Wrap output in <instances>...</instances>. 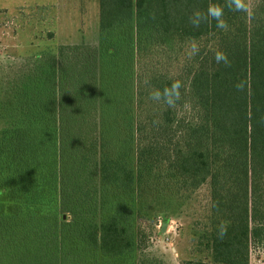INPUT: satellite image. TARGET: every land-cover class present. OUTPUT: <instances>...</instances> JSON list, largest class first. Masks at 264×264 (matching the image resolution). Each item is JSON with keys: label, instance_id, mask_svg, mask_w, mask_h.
Wrapping results in <instances>:
<instances>
[{"label": "trees", "instance_id": "16d2710c", "mask_svg": "<svg viewBox=\"0 0 264 264\" xmlns=\"http://www.w3.org/2000/svg\"><path fill=\"white\" fill-rule=\"evenodd\" d=\"M210 4L224 8L227 31L211 19L190 23ZM245 4L98 0L97 54L80 66L84 46H59L58 67L33 80L29 95L40 100L15 86L16 114L0 130V187L16 202L52 187L59 209L26 219L19 202L0 216V264H155L140 256L148 241L133 196L155 166L186 186L210 183L225 224L202 233L198 248L217 264H248L250 248L264 246V0ZM217 50L229 66L215 62ZM175 80L174 106L150 99Z\"/></svg>", "mask_w": 264, "mask_h": 264}, {"label": "rangeland", "instance_id": "374dc122", "mask_svg": "<svg viewBox=\"0 0 264 264\" xmlns=\"http://www.w3.org/2000/svg\"><path fill=\"white\" fill-rule=\"evenodd\" d=\"M244 2L250 6L253 0ZM124 34L134 50V25L127 26ZM61 45L84 46L78 55L83 56L80 66L86 64L87 56L97 54L98 0H0V130L16 114L11 108L19 97L16 85H27V95L41 99L38 94L29 95L35 93L31 92L35 87L33 80L46 74L42 68L49 72L46 64L58 67L54 56ZM142 56L148 66L157 61L154 55ZM164 63L169 74L179 73L174 62ZM141 182L133 190L135 224L144 230L148 241L141 258L155 264H181L199 259L217 264L208 251L198 248L202 233L225 224L213 211L210 183L186 186L158 166L145 173ZM36 190L38 195L32 200ZM26 194L16 202L0 187V216L15 214L19 202L20 206L24 205L22 214L26 219L59 209L52 187L39 190L33 187ZM66 215L69 219V214ZM248 264H264V246L250 248Z\"/></svg>", "mask_w": 264, "mask_h": 264}, {"label": "clouds", "instance_id": "9594fccd", "mask_svg": "<svg viewBox=\"0 0 264 264\" xmlns=\"http://www.w3.org/2000/svg\"><path fill=\"white\" fill-rule=\"evenodd\" d=\"M227 7L237 12L247 11L244 0H227ZM223 17L224 8L219 5L210 4L206 10V13L199 10L194 11L189 17V21L194 27L198 28L202 22L211 19L215 21L216 28L227 31L229 25L223 19ZM198 51L199 49L197 45L193 43L191 45L190 55H195L198 53ZM214 59L217 64H223L225 66L230 65L228 55L222 50L215 51ZM181 87L182 82L180 80H175L170 85L163 87V89H153L149 92V97L153 101H163V103L169 107H172L181 99ZM237 87H240V85H237Z\"/></svg>", "mask_w": 264, "mask_h": 264}]
</instances>
